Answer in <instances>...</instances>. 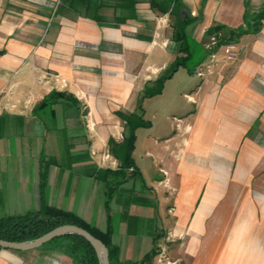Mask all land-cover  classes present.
<instances>
[{
    "label": "crops",
    "instance_id": "obj_1",
    "mask_svg": "<svg viewBox=\"0 0 264 264\" xmlns=\"http://www.w3.org/2000/svg\"><path fill=\"white\" fill-rule=\"evenodd\" d=\"M181 1L195 19L186 34L205 48L215 43L206 41L210 26L237 28L245 12L264 8V0ZM172 36L168 13L147 0L134 13L96 0H0V217L40 207L46 167L47 204L101 231L107 183H118L109 210L119 215L111 241L121 261L141 259L158 236L155 262L162 250L170 264H264V18L234 43L235 60L221 45L142 100L143 117L155 104L162 123L135 130L136 174L102 172L120 162L109 144L123 139L115 112L135 111L174 60ZM51 91L79 107H35ZM0 264L77 263L61 250L0 248Z\"/></svg>",
    "mask_w": 264,
    "mask_h": 264
},
{
    "label": "trees",
    "instance_id": "obj_2",
    "mask_svg": "<svg viewBox=\"0 0 264 264\" xmlns=\"http://www.w3.org/2000/svg\"><path fill=\"white\" fill-rule=\"evenodd\" d=\"M63 1L69 3L80 2L88 7L92 0ZM147 1L152 10H156L160 13H168L170 17V26L173 29L172 38L176 45L177 55L151 85H145L143 91L137 98V107L135 111L129 113L121 111L115 112L124 122L123 139L120 145H116L112 139H109V144L112 146V153L120 158V162L116 170L104 169L102 172L106 175L123 173V179L138 172L134 167L131 157L135 142V130L138 127H148L150 125V123L143 118L142 100L161 93L165 80L169 79L178 68L183 67L189 74H193L195 68L204 58L215 52L219 46L235 43L243 34L257 32L261 25V19L264 18V8H262L254 15L245 12L243 16V26L237 28H230L220 24L210 26L205 31V36H214L215 43L210 48H205L200 42L195 41L186 34V26L195 19L187 15L181 19L180 12H185V7L181 0ZM137 2H139V0H96V5H110L112 7L125 9L128 13H134ZM94 17L97 18L96 15ZM56 103L70 104L76 108L79 107L78 101L73 95L59 91H51L35 107H51ZM128 170L129 172H127ZM46 173V167H43L39 174L40 207L38 209L28 210L22 214L1 216L0 239L16 242L32 240L59 225L73 224L87 230L105 244L108 250L109 264H147L158 253L156 247L158 236H154L153 247L141 259L137 261H121L119 259V248L111 241L114 228L111 224V214L109 210V199L112 196L115 186L118 184L117 182L107 183V199L104 202L107 209V228L105 231H101L94 224L87 223L73 212L47 204L44 197ZM39 248L61 250L70 256L77 264H98V258L94 248L80 235L68 234L58 236L45 242Z\"/></svg>",
    "mask_w": 264,
    "mask_h": 264
},
{
    "label": "water",
    "instance_id": "obj_3",
    "mask_svg": "<svg viewBox=\"0 0 264 264\" xmlns=\"http://www.w3.org/2000/svg\"><path fill=\"white\" fill-rule=\"evenodd\" d=\"M180 17L181 19L185 17L184 11L180 12ZM68 234H76L84 237L94 248L98 258V264H109L108 250L105 244L98 238L94 237L87 230L73 224L59 225L32 240L16 242V241H8V240L0 239V248L11 249L16 251H27V250L39 248L45 242L52 240L53 238Z\"/></svg>",
    "mask_w": 264,
    "mask_h": 264
},
{
    "label": "rangeland",
    "instance_id": "obj_4",
    "mask_svg": "<svg viewBox=\"0 0 264 264\" xmlns=\"http://www.w3.org/2000/svg\"><path fill=\"white\" fill-rule=\"evenodd\" d=\"M190 37V36H189ZM209 40H211V38H208L206 41H209ZM225 55L227 56V53H226V51H225ZM238 55H239V48L236 46V57L234 58V60L238 57ZM231 60H233V59H231ZM183 69H185V68H183ZM186 70V69H185ZM187 71V70H186ZM188 73V72H187ZM190 75V74H189ZM195 80H196V78H195ZM155 107V108H154ZM159 108L160 107H156V105L154 104V106L153 107H149V108H147V110H146V118L147 119H145L144 117V119L145 120H147L149 123H154V127H157L159 124V119L158 118H156V119H154V118H152V113L154 112V111H156V116H158L159 117ZM174 112H176V111H174ZM173 114H175V116H178V113L176 112V113H173ZM48 123H50V121H48ZM160 123H162V122H160ZM157 125V126H156ZM48 126H50V125H48ZM160 126V125H159ZM154 130H149V131H144L143 133H146V134H151L152 133V131L153 132H155L156 131V129L155 128H153ZM143 133L141 134H139V137H141V136H143ZM48 139V138H47ZM119 218V215L118 214H116V213H111V224H112V226H113V228H114V226L117 224V219ZM160 250V249H159ZM166 254V253H165ZM164 253H163V251L161 250L160 251V255H159V257L161 258V262H155L154 261V259H156L155 257L149 262V263H147V264H170L168 261L170 260L168 257V255H165ZM167 259H168V261H167Z\"/></svg>",
    "mask_w": 264,
    "mask_h": 264
},
{
    "label": "built area",
    "instance_id": "obj_5",
    "mask_svg": "<svg viewBox=\"0 0 264 264\" xmlns=\"http://www.w3.org/2000/svg\"><path fill=\"white\" fill-rule=\"evenodd\" d=\"M211 41L215 42L214 37H211ZM226 53H227L226 56L227 59H234L236 57V45L234 43L226 44ZM198 74H200V72H198ZM157 262H161V258H159Z\"/></svg>",
    "mask_w": 264,
    "mask_h": 264
}]
</instances>
